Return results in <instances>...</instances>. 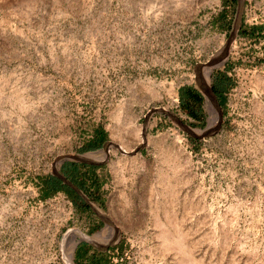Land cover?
Segmentation results:
<instances>
[{
    "label": "rangeland",
    "instance_id": "obj_1",
    "mask_svg": "<svg viewBox=\"0 0 264 264\" xmlns=\"http://www.w3.org/2000/svg\"><path fill=\"white\" fill-rule=\"evenodd\" d=\"M222 6L0 0V264L72 261L83 211L37 185L63 154L103 160L99 179L124 199L110 196L114 264H264V39L236 33L224 50L211 22ZM242 17L264 26V0L242 3ZM226 64L220 120L207 98L211 131L193 137L178 88H207ZM100 126L107 150L78 152Z\"/></svg>",
    "mask_w": 264,
    "mask_h": 264
},
{
    "label": "trees",
    "instance_id": "obj_2",
    "mask_svg": "<svg viewBox=\"0 0 264 264\" xmlns=\"http://www.w3.org/2000/svg\"><path fill=\"white\" fill-rule=\"evenodd\" d=\"M234 1L235 0H231V3L234 4ZM211 22L214 25H218L219 28H224L226 25V23H224V17L221 14H218L216 17H214ZM262 31H264V29L259 26L245 28L244 26L240 25L237 34L243 36H256ZM230 68L231 66L226 64L223 70H214L211 73V89L219 101L222 102L225 100V90H227L233 84L232 79L226 74V71L230 70ZM178 102L179 107L190 119L194 121V123H190L191 125L197 124V126H203L204 113L201 107L202 97L198 91L189 85H182L178 88ZM93 134L94 138L91 140L92 142L80 147L78 152L99 148L106 140V132L103 131L101 126L95 128ZM96 168L97 166L95 165L78 163L74 161H64L60 165L59 170L90 199L95 200V198H97L95 192H97L98 184L96 182V178L92 177V171H94ZM39 185L41 186L40 196L51 195L56 192H63L74 203V206H78V208H80L83 212L89 210L88 206L69 187L62 184L61 181L55 177L49 175V179H41L39 181ZM76 254L81 256L84 254V251L79 250L76 252ZM91 264H101V262L100 260L95 259Z\"/></svg>",
    "mask_w": 264,
    "mask_h": 264
},
{
    "label": "crops",
    "instance_id": "obj_3",
    "mask_svg": "<svg viewBox=\"0 0 264 264\" xmlns=\"http://www.w3.org/2000/svg\"><path fill=\"white\" fill-rule=\"evenodd\" d=\"M215 70H220V69H215ZM187 118L189 117L187 116ZM192 122L194 121L192 120ZM192 122L188 121L187 123L184 124L190 126L191 125L190 123ZM102 129L104 132H106L105 128ZM93 138H94V134L92 133L91 135H89L87 139L80 142L81 144L78 147V149L84 146L85 144L91 143L92 142L91 140ZM106 142H110V141H107L106 138V140L102 143V145L99 148L88 149L84 152H91L99 149L101 150ZM65 161H70V160H65ZM63 162L59 164V167ZM103 164L104 162H102L99 165H95V164H89V165H95L97 166V168H99ZM97 168L94 169V171H92L93 172L92 177L96 178V182L98 184L97 192H95L97 198H95V200H92L82 190L81 191L88 197V199L93 203V205L98 208L100 213H97L96 211H92L89 208V206L85 203L88 206L89 210L83 212L82 221L80 222V224L77 226L76 229L77 233L73 235L76 237V244L73 248V252L75 251V254L72 257L75 256V260L77 264H91L95 259L100 260L101 264H114L113 262H115L113 252H115L116 246L114 247V245L115 242L117 241V237L120 235L121 229L119 222L116 220L114 214L111 212L112 205L109 203H111L112 200H110V196L119 194L118 196L120 197V202H122L121 205H124V199L121 198L122 195L119 193V191L117 192L113 191L114 188H112V190H109L106 184L107 181H101L99 179V175L97 174ZM50 176L53 175H51L50 173ZM41 179H49V175L40 178L39 181ZM39 181L37 182V185L41 193V186L39 185ZM101 188H105L104 189L105 191L108 190L106 192V196L101 193ZM97 228L104 230L103 233L99 236H95V231H96L95 229ZM83 235L91 237L94 242L93 245L89 243L85 239V237H83ZM108 240L111 242L104 246L102 242ZM76 250L84 251L83 256L76 255Z\"/></svg>",
    "mask_w": 264,
    "mask_h": 264
},
{
    "label": "water",
    "instance_id": "obj_4",
    "mask_svg": "<svg viewBox=\"0 0 264 264\" xmlns=\"http://www.w3.org/2000/svg\"><path fill=\"white\" fill-rule=\"evenodd\" d=\"M242 3L243 0H236L235 1V7H234V15H233V19L230 25V29L228 32V37L224 46V50L226 49V46L228 45V43L231 41V39L233 38V36L236 34L239 26H240V12H241V8H242ZM215 62V59H209L208 61H206L204 64V66H208V67H212L213 63ZM199 65V66H202ZM201 90L202 92L205 94V96L216 106L217 108V122L220 120V111L218 109V104L216 101V98L210 88V86L207 85V88H204L201 86ZM158 111V110H157ZM160 111L163 112L162 109H160ZM166 114L172 116L174 119H176L173 114L169 113V112H165ZM180 125L182 126V128L191 136L196 137L198 139L208 136L211 129L208 125V122L200 129L194 131L190 126H188L187 124L181 123L179 122ZM108 143L110 142H106L103 145V150H107L106 147L108 146ZM116 148H118L119 150H121L122 152H124L122 149L119 148L118 145H114ZM141 146H138V148ZM65 160H70V161H75L78 163H85V164H95V165H99L103 162V160H91L88 159L87 157L83 156L82 154H63V155H58L55 157L54 161L59 165L61 162L65 161ZM51 175H53L54 177H56L57 179H59L61 181L62 184L66 185L67 187H69L84 203H86L89 208L92 211H95L93 208V203L88 199V197L76 186L74 185L70 180H68L64 175H62L59 170L58 167H52L51 170ZM83 237H85V239L91 243L93 245V240L91 237L89 236H85L83 235ZM76 244V242H75ZM74 244V246H75ZM70 264H72V261L70 262Z\"/></svg>",
    "mask_w": 264,
    "mask_h": 264
},
{
    "label": "flooded vegetation",
    "instance_id": "obj_5",
    "mask_svg": "<svg viewBox=\"0 0 264 264\" xmlns=\"http://www.w3.org/2000/svg\"><path fill=\"white\" fill-rule=\"evenodd\" d=\"M236 1V0H235ZM235 1H234V4H232L231 3V0H222V5H224V6H222L221 7V9L219 10V13L218 14H221V15H223V17H224V23H226V25H225V31H224V34L225 33H228L229 32V29H230V25H229V21H228V17H227V14H226V8H228V6L231 8L232 7V5L233 6H235ZM224 2H225V4H224ZM226 5V6H225ZM243 5L244 6H246L247 5V0H243ZM242 15H244V13L242 14ZM240 25H242V26H244L245 28H249V27H251V26H259V27H261L262 29H264V26H261V25H248L245 21H244V18L242 17V20H241V23H240ZM240 27V26H239ZM238 30H239V28H238ZM238 30H237V32L236 33H238ZM248 30V29H247ZM238 35V34H237ZM245 37H257V39L258 38H262V39H264V31H262V32H260V34H258V35H256V36H245ZM210 84H211V82H210ZM184 85H187V84H184ZM189 86H191V85H189ZM210 86V88H211V85H209ZM193 89H195L196 91H198L199 92V94L201 95V97H202V103H201V107H202V105H203V102H204V100H207V97L205 96V94L202 92V90H201V86L199 85L198 87V89L197 88H195L194 86H191ZM212 90V89H211ZM213 92V91H212ZM214 94V93H213ZM214 96H215V94H214ZM215 98H216V100L217 101H219V99L215 96ZM206 102V101H205ZM179 103V102H178ZM79 250H76V252H78ZM75 254V251L73 252V255ZM77 255V254H76ZM83 256V255H82ZM73 259H72V264H77L76 263V260H75V256L74 257H72Z\"/></svg>",
    "mask_w": 264,
    "mask_h": 264
},
{
    "label": "bare ground",
    "instance_id": "obj_6",
    "mask_svg": "<svg viewBox=\"0 0 264 264\" xmlns=\"http://www.w3.org/2000/svg\"><path fill=\"white\" fill-rule=\"evenodd\" d=\"M255 6V5H254ZM248 9V8H247ZM211 111V110H210Z\"/></svg>",
    "mask_w": 264,
    "mask_h": 264
}]
</instances>
